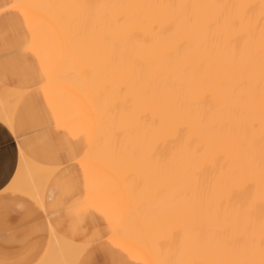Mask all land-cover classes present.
Segmentation results:
<instances>
[{"label": "bare ground", "instance_id": "bare-ground-1", "mask_svg": "<svg viewBox=\"0 0 264 264\" xmlns=\"http://www.w3.org/2000/svg\"><path fill=\"white\" fill-rule=\"evenodd\" d=\"M0 5L10 14L40 16L64 44L52 82L91 112L95 130L83 160L111 173L125 195L126 214L114 238L146 253L153 264H264V0ZM24 95L0 83V122L18 148L8 189L45 212L46 189L57 169L31 159L18 143L14 117ZM46 221L37 264H80L90 250L102 253L98 246L66 240Z\"/></svg>", "mask_w": 264, "mask_h": 264}, {"label": "crops", "instance_id": "crops-1", "mask_svg": "<svg viewBox=\"0 0 264 264\" xmlns=\"http://www.w3.org/2000/svg\"><path fill=\"white\" fill-rule=\"evenodd\" d=\"M27 12L26 10L11 11L14 16L11 14L10 18L0 24V52L2 56L7 54L8 58H10L3 62L0 60V83L25 92L14 117V133L16 138H18L19 145L31 159L57 169L48 183L44 198L47 220L53 229L66 240L76 244L98 246L102 251L101 254L98 253L99 258H102V260L113 258L115 263L118 262L120 264H153L146 253L130 249L114 238L126 214L124 192L118 181L115 178L114 180L111 173L106 169L95 163L83 160V156L88 151L94 136L95 127L91 112L82 99L80 103L77 101L79 97L69 89L52 82L64 60V44L55 28L48 21L44 19L45 21L43 22L40 16ZM34 20L37 21L36 24L32 23ZM17 38L20 40L17 41ZM54 38L58 41L55 42ZM11 56L14 58H11ZM47 56L48 59H46ZM21 57L24 59H21ZM19 62L22 63L19 64ZM15 63H18L19 66ZM12 66L14 69H12ZM2 69L6 72H3ZM48 74L49 76H47ZM32 77L35 79H32ZM37 77L39 80H36ZM32 93L34 94L32 95ZM78 104L81 105L80 108H78ZM72 109L75 110L71 111ZM81 117L83 120H80ZM76 118H79V120L77 119L78 122L80 121L79 124L76 122ZM70 123L73 124L71 125L73 126L72 129L68 126ZM58 133L60 134L57 136ZM27 134H32V136L30 135L29 137ZM70 150L72 151L70 152ZM73 152H75L74 157L69 158ZM58 153L61 154L59 155ZM65 155L67 159L69 158L66 161L64 159ZM17 163L18 148L13 135L7 129L6 131H0V179L7 180L4 189L0 191V264H37L41 259L40 257L47 240V221L41 206L31 198L20 196L8 189L16 171ZM81 169L82 171H80ZM60 175L62 176L60 177ZM83 177L85 180H83ZM106 182L107 184H105ZM92 185L93 187H91ZM102 185L105 186L102 187ZM108 193L110 196L106 195ZM100 197H102L101 202ZM93 199L95 202L92 201ZM78 208L81 209L79 210ZM75 210L79 211V213ZM101 213L104 218L100 217ZM63 222L64 224H62ZM88 230L89 232L86 234Z\"/></svg>", "mask_w": 264, "mask_h": 264}, {"label": "snow or ice", "instance_id": "snow-or-ice-1", "mask_svg": "<svg viewBox=\"0 0 264 264\" xmlns=\"http://www.w3.org/2000/svg\"><path fill=\"white\" fill-rule=\"evenodd\" d=\"M0 131H6L5 126L0 122ZM7 184V180L0 179V191H2ZM80 264H105V261L99 258V255L89 251L85 257L80 261Z\"/></svg>", "mask_w": 264, "mask_h": 264}, {"label": "rangeland", "instance_id": "rangeland-1", "mask_svg": "<svg viewBox=\"0 0 264 264\" xmlns=\"http://www.w3.org/2000/svg\"><path fill=\"white\" fill-rule=\"evenodd\" d=\"M3 4H7L6 3V1H4V3ZM0 6H2V5H0ZM11 17V14H10V12H9V9H7V8H4V9H1V11H0V24L2 23V22H4L5 20H7L8 18H10ZM8 58V56L7 55H5V56H2V53L0 52V60L1 61H4V60H6ZM30 135L32 136V134H27V136H29L30 137ZM10 190V189H9ZM12 191V190H11ZM33 200V199H32ZM34 201V200H33ZM34 202H36V201H34ZM37 203V202H36ZM38 204V203H37ZM39 205V204H38ZM40 206V205H39ZM101 260H102V258H101ZM103 261H105V264H120V263H118V262H116L115 263V260L112 258V259H105V260H103Z\"/></svg>", "mask_w": 264, "mask_h": 264}]
</instances>
